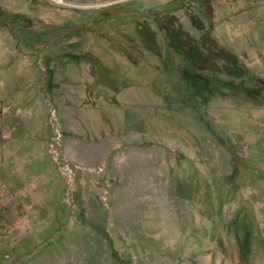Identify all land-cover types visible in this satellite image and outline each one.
<instances>
[{
  "label": "rangeland",
  "instance_id": "rangeland-1",
  "mask_svg": "<svg viewBox=\"0 0 264 264\" xmlns=\"http://www.w3.org/2000/svg\"><path fill=\"white\" fill-rule=\"evenodd\" d=\"M0 264H264V0H0Z\"/></svg>",
  "mask_w": 264,
  "mask_h": 264
},
{
  "label": "trees",
  "instance_id": "trees-1",
  "mask_svg": "<svg viewBox=\"0 0 264 264\" xmlns=\"http://www.w3.org/2000/svg\"><path fill=\"white\" fill-rule=\"evenodd\" d=\"M129 58H131V60L134 62V63H136L137 62V60H136V58H135V56L129 51V50H127V49H125V48H120ZM154 50V49H153ZM154 52V55H155V58H156V64L157 65H160V63H161V60H162V56H161V54H160V52L158 51V50H154L153 51Z\"/></svg>",
  "mask_w": 264,
  "mask_h": 264
}]
</instances>
